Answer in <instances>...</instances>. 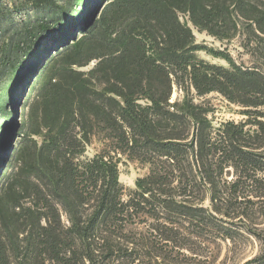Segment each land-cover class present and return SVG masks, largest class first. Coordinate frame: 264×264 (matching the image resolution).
<instances>
[{"label": "trees", "instance_id": "trees-1", "mask_svg": "<svg viewBox=\"0 0 264 264\" xmlns=\"http://www.w3.org/2000/svg\"><path fill=\"white\" fill-rule=\"evenodd\" d=\"M2 1L0 264L207 261L210 220L223 214L214 204L215 164L236 170L229 190L264 182V65H238L197 43L192 28L227 42L242 30L264 46V0ZM27 10L38 17L16 22L13 12ZM174 86L183 96L172 102ZM191 90L248 108L246 121L214 129ZM25 93L23 133L7 105ZM121 156L149 165L128 194ZM194 170L208 207L191 197ZM224 231L220 240L232 241ZM244 264H264V244Z\"/></svg>", "mask_w": 264, "mask_h": 264}, {"label": "rangeland", "instance_id": "rangeland-1", "mask_svg": "<svg viewBox=\"0 0 264 264\" xmlns=\"http://www.w3.org/2000/svg\"><path fill=\"white\" fill-rule=\"evenodd\" d=\"M11 2L12 0L2 1L3 4L9 7L12 5ZM13 15L16 22L28 19L33 21L38 17L32 10L16 11L15 13L13 12ZM192 30L197 43L203 44L207 48H213L216 51L227 52L238 65L250 68H261L264 65L263 43L254 40V37L248 35L246 31L241 30L234 39L227 42L219 41L207 35L205 32H198L193 28ZM54 53L55 51L52 49L50 54L54 55ZM47 55L44 58H46ZM198 57L211 63L226 66L223 60L212 58L205 52H199ZM18 91L19 88L15 91L16 95ZM16 95L14 97V99H16L8 103L7 112L12 116L17 126L23 127L31 97H26V93L20 94L18 97H16ZM182 96V91L174 86L171 101L180 100ZM190 96L195 103L202 104L210 110L208 119L214 129L218 128L221 124L228 122L240 124L247 119V116H245L243 112L248 108L232 104L218 93H210L199 97L195 94L194 90H191ZM10 122L11 120L7 123L10 124ZM21 132H25V127L22 128ZM21 136V133L14 135L11 138V143H16L17 145L22 138ZM249 144L253 143L249 142ZM99 147L97 143H94L88 148L87 155L91 157L96 150H99ZM262 150L263 149H260L256 152H261ZM215 160H217V157ZM261 160L262 159H260V162L254 164L252 169L257 170L260 168ZM183 164L187 166V162ZM118 170L119 182L124 187L125 194H128L129 190L135 189L136 180L148 174L149 165L139 160H131L126 156H121ZM193 174L197 175V177L195 182L190 183L191 186H193L191 197L196 200V202L204 197L203 204L205 207H208L210 201L206 190L207 187L200 179L201 175L199 170H194ZM246 174L247 176H252L253 170ZM255 174L256 178H263L260 171H257ZM212 178L214 180L213 191L217 197L214 203L215 207L218 209L222 208L221 212L225 215L217 214L215 215L216 219L210 220L214 233L206 237L209 248L203 251V256H207L209 259L205 261L204 259L184 260L179 258L178 260L183 264H222V262L223 264H244L246 261L259 255L264 244V182L252 184L246 181V183L239 184L236 188L229 190L228 184L236 180L237 172L229 165H219L218 163L213 167ZM242 182H244V180H242ZM226 195H230L227 204L220 203L219 198ZM63 220H65L64 217ZM225 229H229L233 238L232 241L220 240V236L224 234ZM250 231L255 232L257 237L251 236L248 233ZM123 235L126 239L131 238V233L124 232ZM98 264H119V262L111 259L110 261H101ZM124 264H127V262Z\"/></svg>", "mask_w": 264, "mask_h": 264}]
</instances>
